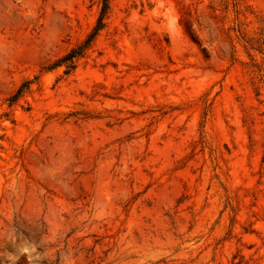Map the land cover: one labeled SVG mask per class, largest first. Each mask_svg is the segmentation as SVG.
Returning a JSON list of instances; mask_svg holds the SVG:
<instances>
[{"label": "rangeland", "instance_id": "rangeland-1", "mask_svg": "<svg viewBox=\"0 0 264 264\" xmlns=\"http://www.w3.org/2000/svg\"><path fill=\"white\" fill-rule=\"evenodd\" d=\"M107 1L0 0V264H264V0Z\"/></svg>", "mask_w": 264, "mask_h": 264}, {"label": "trees", "instance_id": "trees-1", "mask_svg": "<svg viewBox=\"0 0 264 264\" xmlns=\"http://www.w3.org/2000/svg\"><path fill=\"white\" fill-rule=\"evenodd\" d=\"M108 7V1L107 0H103V6H102V9H101V14H100V17H99V21H98V24L96 25L95 27V30H99L101 28V26L103 25V16L105 15V12H106V9ZM95 34L92 33L91 36L86 40V43H88L89 41H91V37ZM86 46V44L84 45H81L79 46L78 48H73L71 51H69L65 56H63L59 62L60 63H65V65L68 67V68H71L75 65V62H74V58L77 56V55H80L81 53V50H83V48Z\"/></svg>", "mask_w": 264, "mask_h": 264}]
</instances>
